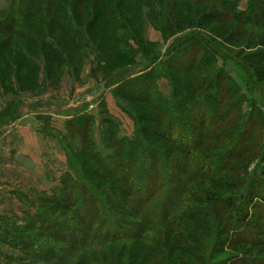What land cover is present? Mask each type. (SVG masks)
Segmentation results:
<instances>
[{"label":"trees","instance_id":"1","mask_svg":"<svg viewBox=\"0 0 264 264\" xmlns=\"http://www.w3.org/2000/svg\"><path fill=\"white\" fill-rule=\"evenodd\" d=\"M2 1L8 7L0 11V60L14 51L35 75L37 56L15 50L17 41L43 47L55 63L64 55L49 37L38 42L24 28L26 19L56 16L55 31L83 51L91 48L86 32L101 19L110 53L124 62L107 85L115 86L110 94L134 124L128 137L108 113L98 122L87 114L68 121L67 135L44 125L68 169L35 214H27L24 228L0 233V249L9 251L3 258L93 264L100 256L109 263L98 248L128 246L129 264L141 254L140 264H264V0H247L244 9L240 0H91L94 8L77 0L94 15L84 30L61 0ZM194 6L210 10L191 16ZM208 26L229 32L218 37ZM147 27L164 43L173 38L164 54L138 37ZM131 52L145 60L135 73ZM18 118L17 107H8L0 111V127Z\"/></svg>","mask_w":264,"mask_h":264},{"label":"rangeland","instance_id":"2","mask_svg":"<svg viewBox=\"0 0 264 264\" xmlns=\"http://www.w3.org/2000/svg\"><path fill=\"white\" fill-rule=\"evenodd\" d=\"M61 1L69 7L68 12L73 15L75 25L84 30L89 19L94 15L88 16L86 8L78 6V2L81 0L78 2L77 0ZM90 1L83 0L87 8L92 7ZM94 2L98 5L103 3L100 0H94ZM246 3L247 0H240V8L244 9ZM7 7L6 1L0 3V11L6 10ZM209 10L205 6H194L189 9L191 16L203 15ZM178 11L179 9H173L175 15L179 13ZM97 19L95 25L85 34L91 40V48L88 51L74 46L68 38L55 31L56 16L42 15L26 19L23 24L24 28L38 42L49 37L48 41L53 40L58 50L64 55L62 64L55 63L43 47L39 45L29 47L27 39L23 41L24 43L17 41L19 46L15 47V50L31 57L37 56L36 60L39 64L37 75L22 69L21 61L14 51L6 52L0 60V111L13 106L17 107L19 115L15 122L0 127V130L13 125L23 115L33 114L29 122L31 136L17 134L13 138L11 137L9 152L4 151L7 149L6 143H2L0 140V225L3 226V230L0 227V233L3 231L13 232L11 231L12 226L24 228L28 222L27 214H35V208L40 207L39 200L43 198V194L52 195L53 190L60 186L61 176L67 172L65 153L54 138L46 135L45 124L63 135H67L66 123L68 121L87 114L94 115L98 122L99 114L102 116L108 113L120 123L123 136L128 137L134 131L133 122L117 106L116 100L110 94L111 89H114L115 86L107 85L110 75L118 73V68L124 62H117V59L110 53L109 49L112 48L110 31L103 26L101 19ZM204 28L213 35L222 38L229 32L219 26ZM45 30L49 35L43 34ZM140 33L138 37L142 36L144 44L148 43L147 48H153L149 43L159 44L163 54L173 41V38H170L168 42L164 43L162 35L151 27L145 28ZM142 37H140L141 41ZM40 50L44 56H41ZM129 54L133 56L134 67L131 71L135 73L143 67L145 60L140 52ZM227 70L244 89L238 72L231 67H228ZM136 76L133 75V77ZM158 88L161 94L168 95L169 86L165 80L158 83ZM121 105L127 106L137 114L142 115L147 112L137 104L128 105L121 101ZM15 137L17 139H14ZM26 140L31 144L32 149L29 152L26 151L27 156H24V150H28L29 145ZM96 142L100 143L98 133ZM3 220H7V223L5 224ZM127 248L128 246H118L112 249L98 248L99 252H105L106 257L109 256L111 262L100 263L99 256L96 261H93V264H129ZM0 252H2L0 264H16L3 258V255L9 254L7 247L1 248ZM120 252L121 254H119ZM119 255L121 257L118 258ZM141 258H143V254L139 256L138 260L131 263L140 264ZM172 262L181 264V261L176 263L172 260ZM144 264L146 263L144 262Z\"/></svg>","mask_w":264,"mask_h":264},{"label":"crops","instance_id":"3","mask_svg":"<svg viewBox=\"0 0 264 264\" xmlns=\"http://www.w3.org/2000/svg\"><path fill=\"white\" fill-rule=\"evenodd\" d=\"M154 40V39H153ZM151 40V41H153ZM33 114H27V115H23L21 116V118L14 123L13 125L4 128L3 130H0V140H2V143H6L7 149L4 151L9 152V141L10 139H12L14 136H16L17 134L19 135H23V136H31L32 131L30 130V126H29V122L30 119L32 117ZM12 137V138H11ZM14 139H17V137H15ZM28 140H26L27 143ZM1 143V146H2ZM26 143L25 146H26ZM29 144V143H27ZM31 144L28 145V150H24L25 154L23 153L24 156H27V152L26 151H30V149H32V146H30ZM27 149V147H26ZM26 158V157H25Z\"/></svg>","mask_w":264,"mask_h":264}]
</instances>
